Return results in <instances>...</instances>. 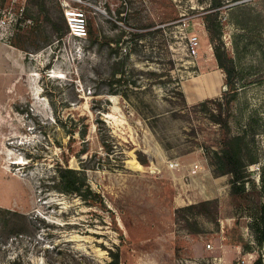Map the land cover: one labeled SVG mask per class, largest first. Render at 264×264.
<instances>
[{"label":"rangeland","instance_id":"rangeland-1","mask_svg":"<svg viewBox=\"0 0 264 264\" xmlns=\"http://www.w3.org/2000/svg\"><path fill=\"white\" fill-rule=\"evenodd\" d=\"M217 1L0 0V264L264 261V0Z\"/></svg>","mask_w":264,"mask_h":264},{"label":"trees","instance_id":"trees-1","mask_svg":"<svg viewBox=\"0 0 264 264\" xmlns=\"http://www.w3.org/2000/svg\"><path fill=\"white\" fill-rule=\"evenodd\" d=\"M220 2L217 0H214L213 6L218 5ZM82 20H84L82 18ZM147 25H143V27H146ZM159 26H155L152 29L148 30V32H156L159 30ZM88 31L90 36L93 34L92 29L90 25L88 26ZM146 32L145 31H134L132 32V35L130 37L131 42L133 45H136L138 40L145 37ZM60 36L58 35L57 38ZM120 35H118L117 38H115V42H118L120 40ZM11 44H14L20 48H23L21 45H17L13 42H10ZM128 52H125L122 56V58H126L128 56ZM217 59L220 63V65L224 68L226 72V84H231L233 79V73L234 69L231 65H226L222 61L223 54L221 52H217ZM227 124V122H226ZM242 149V135L240 134H232L228 135L226 134L222 140V147L220 149L219 153H216L217 163L220 168V171L222 173H230L231 174V192L232 193H242L243 191V183H244V176H245V165L246 161L242 156L241 153ZM80 169H76L70 166H62L58 168V176L59 181L61 183V189L64 191H71V192H77L79 194H84L81 191L83 179L78 174ZM208 200H202L199 201L198 204H204ZM195 203L188 204L187 206H193ZM253 229H254V235L256 240L259 244H262L264 242V205L261 206V208L258 210L257 214L254 216L253 221ZM250 264H264L263 258L261 255H258V257L253 260Z\"/></svg>","mask_w":264,"mask_h":264},{"label":"built area","instance_id":"built-area-1","mask_svg":"<svg viewBox=\"0 0 264 264\" xmlns=\"http://www.w3.org/2000/svg\"><path fill=\"white\" fill-rule=\"evenodd\" d=\"M75 13H77L78 16L80 15L78 12H75ZM77 18L79 19V21L82 22V20H80L79 17H77ZM81 22H80V23H81ZM76 27H77V28H76V34H77V35L84 34L85 28H84V25H83L82 23H81L80 25L78 24ZM190 42H191V49H192V52L196 53V49H195V47H196L197 44H198L197 36H196V35H192V36L190 37ZM170 164L172 165L173 163H170ZM174 165H177V162H174ZM200 167H201L200 164H198V163H193L192 166H191V170H192V171H196V170H198Z\"/></svg>","mask_w":264,"mask_h":264}]
</instances>
